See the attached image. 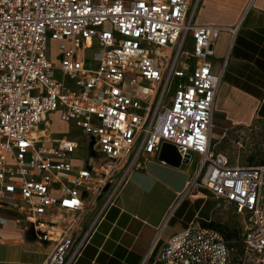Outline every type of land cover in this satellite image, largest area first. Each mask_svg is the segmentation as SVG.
Instances as JSON below:
<instances>
[{
	"label": "built area",
	"instance_id": "1",
	"mask_svg": "<svg viewBox=\"0 0 264 264\" xmlns=\"http://www.w3.org/2000/svg\"><path fill=\"white\" fill-rule=\"evenodd\" d=\"M202 1L0 0V210L54 245L44 264H77L128 174L164 144L199 158L193 184L235 206L245 226L243 256L221 230L193 222L159 260L264 264V164H233L212 138L224 75L213 70L215 42L237 30L199 24ZM55 113L87 137L83 163L73 162L75 139L53 137Z\"/></svg>",
	"mask_w": 264,
	"mask_h": 264
},
{
	"label": "crops",
	"instance_id": "2",
	"mask_svg": "<svg viewBox=\"0 0 264 264\" xmlns=\"http://www.w3.org/2000/svg\"><path fill=\"white\" fill-rule=\"evenodd\" d=\"M197 22L237 30L235 35L223 32L215 42L213 70H224V75L212 138L222 140L233 131L240 137L250 126L264 125V0H203ZM159 155L128 174L77 264H165L159 252L171 237L193 222L217 223L214 213L224 202L193 184L199 158L175 166ZM88 203L84 228L97 216L102 198ZM17 217L0 210L5 220L0 224V264H44L54 245L40 241L30 226L17 224Z\"/></svg>",
	"mask_w": 264,
	"mask_h": 264
},
{
	"label": "rangeland",
	"instance_id": "3",
	"mask_svg": "<svg viewBox=\"0 0 264 264\" xmlns=\"http://www.w3.org/2000/svg\"><path fill=\"white\" fill-rule=\"evenodd\" d=\"M96 49V47H95ZM60 54L59 44H53V54ZM223 62V61H222ZM49 121L52 124V135L54 138L63 135L75 139L78 143V149L74 153L75 160L83 163L87 157V137L82 129L75 125L68 127L60 121L59 113L51 114ZM239 137L233 131L224 139L213 136L216 151L225 153L233 164L250 166L264 164V125L259 124L258 128L249 127L245 131L242 145L238 144ZM214 217L218 219L212 227L221 230L232 243L236 245L239 254L243 256L240 239L242 237L245 220L242 215L237 214L235 206L222 203L215 210Z\"/></svg>",
	"mask_w": 264,
	"mask_h": 264
},
{
	"label": "water",
	"instance_id": "4",
	"mask_svg": "<svg viewBox=\"0 0 264 264\" xmlns=\"http://www.w3.org/2000/svg\"><path fill=\"white\" fill-rule=\"evenodd\" d=\"M89 150L92 151V147H89ZM159 157L160 160H163L175 166L180 165L182 160L178 150L174 146L169 144L163 145ZM185 162H187V160H185Z\"/></svg>",
	"mask_w": 264,
	"mask_h": 264
},
{
	"label": "trees",
	"instance_id": "5",
	"mask_svg": "<svg viewBox=\"0 0 264 264\" xmlns=\"http://www.w3.org/2000/svg\"><path fill=\"white\" fill-rule=\"evenodd\" d=\"M211 227H212V225H211ZM227 238V237H226ZM228 239V238H227Z\"/></svg>",
	"mask_w": 264,
	"mask_h": 264
}]
</instances>
